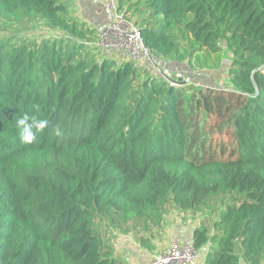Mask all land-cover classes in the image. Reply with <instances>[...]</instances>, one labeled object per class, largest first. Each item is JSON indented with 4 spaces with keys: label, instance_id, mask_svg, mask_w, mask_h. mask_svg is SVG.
<instances>
[{
    "label": "trees",
    "instance_id": "obj_1",
    "mask_svg": "<svg viewBox=\"0 0 264 264\" xmlns=\"http://www.w3.org/2000/svg\"><path fill=\"white\" fill-rule=\"evenodd\" d=\"M117 3L140 13L153 58L179 51L176 26L207 51L226 47L229 87L172 85L105 56L62 0H0L5 21L60 33L0 36V264H126L97 216L195 211L215 197L218 216L191 233L203 264H263L264 0Z\"/></svg>",
    "mask_w": 264,
    "mask_h": 264
},
{
    "label": "rangeland",
    "instance_id": "obj_2",
    "mask_svg": "<svg viewBox=\"0 0 264 264\" xmlns=\"http://www.w3.org/2000/svg\"><path fill=\"white\" fill-rule=\"evenodd\" d=\"M62 1L66 4L68 13L73 18H76L74 15L82 16L86 12L90 19L95 20V22L101 20V16L94 5H89L91 0H79L76 5L73 0ZM88 6L90 10L86 9ZM125 6L121 9L122 11ZM139 15L140 13L133 15L132 11H130L127 13V18L135 22ZM92 24L96 29L100 28L96 23ZM140 25V23L137 24L138 27ZM12 32L38 38L51 35L58 36L60 34L55 30H48L38 21L13 22L5 21L0 17V36ZM171 33L180 42L179 51L168 58L159 57L155 58L154 61L149 58L145 60L144 65L146 67H151V63L154 62L155 67L159 69L167 67L171 73L177 69L189 77L188 74L192 72L205 73L206 69L214 67L216 63L218 64V60L223 61V63H228L231 60L232 54L224 46L214 55V57L218 56V59L214 58L210 51H202L201 46L192 41L189 33L182 26H176ZM172 62H175V65ZM213 80H218L217 87L220 88L219 91L221 93L229 87V79L226 72H221L220 77H214ZM226 132L224 133L225 143L230 145L232 142V131L227 130ZM218 207H220V198L216 197L212 199L210 206H204L195 211L181 210L169 203H162L158 208L161 211L160 215L153 208L147 209L142 216L128 218H124L115 212L110 213L108 216L99 215L95 218V229L103 241L110 245L112 249L114 248V255L122 259L126 264H142V252L144 249H152L153 252H156L167 247L173 239L181 240L182 233L178 231L182 225L187 223H205L211 226L213 220L218 216ZM237 249H239L238 246ZM200 260H202V252L197 254L196 261Z\"/></svg>",
    "mask_w": 264,
    "mask_h": 264
},
{
    "label": "built area",
    "instance_id": "obj_3",
    "mask_svg": "<svg viewBox=\"0 0 264 264\" xmlns=\"http://www.w3.org/2000/svg\"><path fill=\"white\" fill-rule=\"evenodd\" d=\"M100 5L107 22L96 33L95 44L98 49L105 56L133 60L140 64L149 58L154 61L155 58L150 57L144 47L140 28L119 9L117 0H100ZM151 68L156 69L172 85L190 81V77L177 69L171 73L167 67H155L154 62ZM197 254L191 240L183 242L173 239L167 247L153 254L146 264H197Z\"/></svg>",
    "mask_w": 264,
    "mask_h": 264
},
{
    "label": "crops",
    "instance_id": "obj_4",
    "mask_svg": "<svg viewBox=\"0 0 264 264\" xmlns=\"http://www.w3.org/2000/svg\"><path fill=\"white\" fill-rule=\"evenodd\" d=\"M70 1V0H69ZM75 5L79 3V0H73ZM92 2V4H91ZM90 2V6L94 5V7L96 8V10L98 11L99 15L101 16V20L100 21H97L95 22V20L93 19H90V16L87 15L86 12H84V14L81 16H77V15H74V17H76V19L80 22V23H84L85 26H90L91 28H94L96 30V33L99 29H101L107 22V17L104 13V11L102 10V7L100 5V0H91ZM86 9L90 10V7H86ZM96 23L97 26H100L99 29H96L95 26H93L92 23ZM223 46V45H221ZM197 47V46H196ZM202 51H207L204 47H201ZM218 53L217 52H211L212 56L214 57V55H216ZM158 58V57H157ZM214 58H217L218 59V56H215ZM218 64L216 63V65L214 67H209V69H206L205 73L204 72H192V73H189V77H190V82L192 83H195V84H202V85H205V86H210V87H217V83H218V80L215 81L213 80L214 77H220V74L221 72H226L227 70V67L229 65V62L228 63H223V61H220L218 60ZM142 64H145V61L141 62ZM172 64L175 65V62H172ZM210 74V75H208ZM227 74V73H226ZM196 75H198V77H196ZM198 223L196 224H192V223H187V224H184L181 226V229L178 231L179 233H182V236L180 237L181 240L183 242H189L191 240V233H192V230L194 228L195 225H197ZM206 246L204 248H202L200 251H199V254H201L202 252V260L198 261L197 263L198 264H203V261H204V255H205V251H206ZM114 249V248H113ZM116 250V248H115ZM151 250V251H150ZM144 249V251L142 252V260H143V263L142 264H146V261L155 253H157L158 251L156 252H153L152 249ZM161 251V250H159ZM204 251V252H203ZM116 256V255H115Z\"/></svg>",
    "mask_w": 264,
    "mask_h": 264
}]
</instances>
